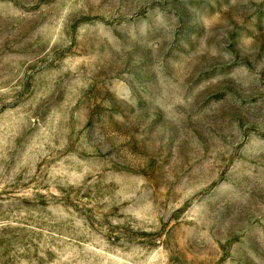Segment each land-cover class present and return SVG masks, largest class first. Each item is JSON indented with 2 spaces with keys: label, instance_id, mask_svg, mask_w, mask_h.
<instances>
[{
  "label": "rangeland",
  "instance_id": "374dc122",
  "mask_svg": "<svg viewBox=\"0 0 264 264\" xmlns=\"http://www.w3.org/2000/svg\"><path fill=\"white\" fill-rule=\"evenodd\" d=\"M0 264H264V0H0Z\"/></svg>",
  "mask_w": 264,
  "mask_h": 264
}]
</instances>
